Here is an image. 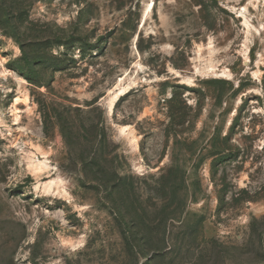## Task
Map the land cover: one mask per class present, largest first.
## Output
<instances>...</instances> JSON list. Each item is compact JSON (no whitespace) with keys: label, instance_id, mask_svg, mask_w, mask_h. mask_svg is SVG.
Wrapping results in <instances>:
<instances>
[{"label":"rangeland","instance_id":"1","mask_svg":"<svg viewBox=\"0 0 264 264\" xmlns=\"http://www.w3.org/2000/svg\"><path fill=\"white\" fill-rule=\"evenodd\" d=\"M0 264H264V0H0Z\"/></svg>","mask_w":264,"mask_h":264},{"label":"bare ground","instance_id":"2","mask_svg":"<svg viewBox=\"0 0 264 264\" xmlns=\"http://www.w3.org/2000/svg\"><path fill=\"white\" fill-rule=\"evenodd\" d=\"M129 90H130V86L120 87L119 91L115 93V95L113 96L110 102V106H109L110 111H112L115 103L121 98V96L125 95ZM123 130L125 131L126 129L124 128Z\"/></svg>","mask_w":264,"mask_h":264}]
</instances>
